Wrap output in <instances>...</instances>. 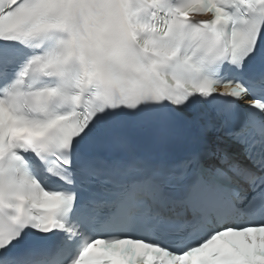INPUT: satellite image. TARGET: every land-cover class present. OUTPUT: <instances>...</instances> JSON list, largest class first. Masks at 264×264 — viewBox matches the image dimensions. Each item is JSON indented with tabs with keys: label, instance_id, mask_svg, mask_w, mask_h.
Returning <instances> with one entry per match:
<instances>
[{
	"label": "snow or ice",
	"instance_id": "snow-or-ice-1",
	"mask_svg": "<svg viewBox=\"0 0 264 264\" xmlns=\"http://www.w3.org/2000/svg\"><path fill=\"white\" fill-rule=\"evenodd\" d=\"M0 264H264V0H0Z\"/></svg>",
	"mask_w": 264,
	"mask_h": 264
}]
</instances>
